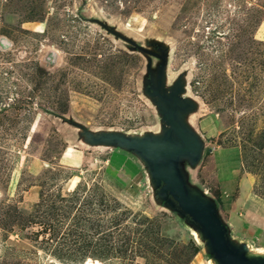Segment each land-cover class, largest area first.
Here are the masks:
<instances>
[{
	"label": "rangeland",
	"instance_id": "obj_1",
	"mask_svg": "<svg viewBox=\"0 0 264 264\" xmlns=\"http://www.w3.org/2000/svg\"><path fill=\"white\" fill-rule=\"evenodd\" d=\"M127 39L164 51V90L180 79L196 103L203 148L180 162L186 183L234 243L263 253L264 0H0V264H214L135 154L91 142L163 128L146 91L159 59ZM74 220L112 248L55 258L50 233Z\"/></svg>",
	"mask_w": 264,
	"mask_h": 264
},
{
	"label": "water",
	"instance_id": "obj_2",
	"mask_svg": "<svg viewBox=\"0 0 264 264\" xmlns=\"http://www.w3.org/2000/svg\"><path fill=\"white\" fill-rule=\"evenodd\" d=\"M127 41L140 52L159 59L154 81L146 91L160 106L163 128L157 135L101 133L91 142L114 144L135 154L147 170L156 197L198 233L214 264H264V254L246 252L229 238L228 227L220 219L212 199L186 183L187 175L180 162L182 166L183 162L195 164L200 158L203 143L184 120V115L193 108V101L182 97L180 79L169 91L164 90L165 52L155 53Z\"/></svg>",
	"mask_w": 264,
	"mask_h": 264
},
{
	"label": "trees",
	"instance_id": "obj_3",
	"mask_svg": "<svg viewBox=\"0 0 264 264\" xmlns=\"http://www.w3.org/2000/svg\"><path fill=\"white\" fill-rule=\"evenodd\" d=\"M209 152V148L206 149ZM116 157V158H115ZM109 160L112 161H116L117 163H119L120 165L126 166L132 173H135L138 169V167L136 165H132L128 159L125 157V155L123 153L114 151L111 153V156L108 158ZM184 222V224H187V221H185L184 219H180ZM81 226V223H79L78 220H74L72 223V228L69 229L66 233H58L57 232H52L50 233V235L52 236V239L50 240H54L55 242V247L52 250V255L57 258L60 259L61 257L65 256V258H69L71 257L72 259H81L82 260V256L85 255L87 252L92 253L93 251H88V247L93 248V250H96V252H100L101 250L108 251L109 249H111V245H107V244H102L100 242L101 237L99 236L98 232H92L89 235H87L86 233L82 232L79 228ZM96 237L98 238H93V235H96ZM69 237L70 241H72L73 246L71 248H65L63 249L62 245H61V241L65 238V237ZM86 240V244H80V241ZM76 243L77 244L76 246Z\"/></svg>",
	"mask_w": 264,
	"mask_h": 264
},
{
	"label": "bare ground",
	"instance_id": "obj_4",
	"mask_svg": "<svg viewBox=\"0 0 264 264\" xmlns=\"http://www.w3.org/2000/svg\"><path fill=\"white\" fill-rule=\"evenodd\" d=\"M182 90L184 91L185 90V83H183L182 82ZM196 108V103H194L193 102V108L187 113V114H185L184 115V120L189 124H191L192 122H189L188 120H187V116L189 115V114H191V113H194L197 109H195ZM252 253V252H251ZM252 254H255V253H252ZM257 254V253H256ZM262 254H264V251H263V253H260V254H258V255H262Z\"/></svg>",
	"mask_w": 264,
	"mask_h": 264
},
{
	"label": "crops",
	"instance_id": "obj_5",
	"mask_svg": "<svg viewBox=\"0 0 264 264\" xmlns=\"http://www.w3.org/2000/svg\"><path fill=\"white\" fill-rule=\"evenodd\" d=\"M216 147H218V146H216ZM238 150V149H237ZM238 153H239V150H238Z\"/></svg>",
	"mask_w": 264,
	"mask_h": 264
}]
</instances>
